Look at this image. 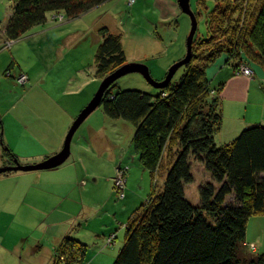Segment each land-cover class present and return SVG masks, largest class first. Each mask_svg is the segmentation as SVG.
I'll list each match as a JSON object with an SVG mask.
<instances>
[{"label":"trees","instance_id":"16d2710c","mask_svg":"<svg viewBox=\"0 0 264 264\" xmlns=\"http://www.w3.org/2000/svg\"><path fill=\"white\" fill-rule=\"evenodd\" d=\"M107 1L13 0L0 47L44 25L51 13L57 14L58 21H62L60 15L71 20ZM235 1L216 5L207 19L210 38L206 41L217 35L222 38L199 60L194 38L192 60L178 69L176 74L182 70L180 78L175 79V74L158 94L116 90L117 81L105 91L104 112L136 127L133 153L153 178L164 157L169 159L163 189L153 188L149 200L132 213L112 264H264V254L245 250L252 244L247 242L251 217L264 215V125H250L230 143L219 144L216 136L224 118L220 97L224 84L213 87L207 73L224 53L264 73V0ZM205 2L199 0L202 6ZM99 31L97 74L105 78L126 64L127 58L117 36L107 27ZM2 156L4 166L19 163L18 155L5 143ZM192 159L202 163L213 179L200 188L198 205L187 199L185 190L195 177ZM17 172L7 171L0 177ZM117 193L126 198L124 190ZM89 250L75 235L67 234L52 264H86Z\"/></svg>","mask_w":264,"mask_h":264},{"label":"rangeland","instance_id":"374dc122","mask_svg":"<svg viewBox=\"0 0 264 264\" xmlns=\"http://www.w3.org/2000/svg\"><path fill=\"white\" fill-rule=\"evenodd\" d=\"M228 1L206 0L202 6L199 0H191L192 9L198 17V29L194 37L197 60L201 58L203 52L212 48L215 42L222 38L221 35H217L213 40L206 41L210 38L207 19L216 5ZM231 2L236 1L231 0ZM12 13L13 0H0V46L5 41L2 28ZM56 15L51 13L44 25L34 27L19 40L10 42V46L0 47L2 49H0L1 155L4 143L12 149L8 142L10 139L14 146L20 147L18 150L21 151L20 154L32 153L36 149V146L33 147L34 149L21 146L25 144L22 136L25 135L26 129L21 127L20 121L23 124V121L26 122L28 119L32 121L34 118L23 115L18 108L15 111L19 117L11 118L13 115L7 113L8 104L2 97L4 90L14 89L24 93L32 89L33 93L38 94L41 98L39 97L36 102L39 105L34 109L38 114L32 115H36L39 119L44 118V121L50 125L49 129L53 131L51 132L53 138L62 121L66 120L60 110L64 114L68 111V115L74 116L70 130L104 80L97 74L96 65V53L101 43L99 30L102 27H107L120 39L127 63L147 65L153 78L158 81L165 79L170 67L186 56L187 39L192 29V19L182 11L178 0H137L134 6H130L128 0H109L79 18L69 20L66 17L62 21H55ZM222 56L227 58L224 65L232 67L235 74L250 79H255L257 76L251 63L237 62L238 59L230 57L227 53ZM11 65L13 66L9 69ZM181 73L182 70H179L175 79L180 78ZM22 75L26 76V80L25 77L21 78ZM19 78L21 82L18 84L16 79ZM262 83L264 84V81ZM116 84V90L135 89L150 94L159 92V88L148 82L141 72L128 73L120 77ZM260 90L264 95V90ZM29 111L32 109L29 108ZM248 111L246 116L249 117L251 112ZM14 121L17 123L14 124ZM135 131L136 127L131 122L125 119H112L104 112L103 106H99L80 125L72 139L68 164L76 162L79 167L85 164V167L91 171L88 176L86 173L79 178L78 189L74 192L73 198H78L81 189L86 188L88 192L85 199L102 204V207L97 208L99 211L96 213V225L103 220V216L106 219L116 217L120 220L117 228H126L128 222L122 221L123 213L115 209V205L119 203L125 216H129L137 207L149 200L153 188L159 192L164 187L169 159L164 157V163L159 166L153 178L150 170L140 163L137 154L136 157L133 155L132 141ZM38 150L39 148L35 151ZM18 151L14 153L18 155ZM18 157L20 159L19 155ZM24 161L21 158L19 163L35 164ZM191 166L195 177L192 183L186 184V196L192 204L198 205L201 201L200 188L213 179L211 173L197 160L192 159ZM32 179L34 181L35 177ZM94 179L98 181L94 182ZM2 180L6 179H0V218L7 221L0 224V246L6 248L4 251L0 249V264H44V259L47 260L45 264H52L60 243L53 242L48 237L50 241L44 238L45 243L37 245L38 239L43 236L44 228L41 227V230L37 227L43 217L38 208L43 205L42 201L39 202L36 198L27 206V202L18 204L17 206H23L19 210L15 208L17 210L15 213H8L10 205L7 207L4 205L7 192ZM116 189L121 192L124 190L126 198H122L124 193L118 196ZM232 199L230 198V201ZM33 203L38 209L35 210ZM55 203V201L53 203L46 201V205L50 208ZM90 205L95 206L92 203ZM68 210H72V212L67 211L70 215L76 211L72 206H69ZM31 220L37 222L34 228L29 225ZM41 222L45 223L43 218ZM105 237V244L111 247L115 243L116 232H111L110 236ZM247 242L252 243L250 247H253L246 245L245 250L248 254H264V215L251 217L248 223ZM16 249L19 255L20 253L24 255L23 258L17 253H12ZM92 251L93 247H90L88 253ZM116 257L115 255L112 263ZM87 260L89 261L90 258L88 257Z\"/></svg>","mask_w":264,"mask_h":264},{"label":"crops","instance_id":"0c3cea01","mask_svg":"<svg viewBox=\"0 0 264 264\" xmlns=\"http://www.w3.org/2000/svg\"><path fill=\"white\" fill-rule=\"evenodd\" d=\"M5 26L6 24L2 28L3 35ZM175 56L178 55L175 54ZM225 57L221 56L218 58V60L211 65L207 71L208 78L211 80V85L213 87L218 88L221 84H224L220 91L224 118L222 128L216 136L219 144L230 143L250 125H264V95L260 90L263 89L262 81H264V79L262 80V78H264L262 69L258 68L256 70L255 73L257 76H255V79L243 77L235 74L232 67L230 68L224 65L227 59ZM16 83L19 84L18 81H16ZM13 92L16 94H12ZM2 97L8 104L7 113L13 115L11 118L17 116L15 111L17 108L23 115H26L29 118H34L32 121L29 119L26 122L23 121V124L20 121L21 127L26 129L25 135L22 136L25 139V142H23L25 144L21 146L27 149L36 146V149L39 148L38 151H35V149L32 153L26 152L25 154H20L21 151H18L20 150V147L14 146L11 139L8 141L12 149L19 152V160L22 158V160H25L24 162L37 163L61 151L66 134L73 121V115H68V111L65 108L62 109L67 111V115L60 110V113H62L66 120L62 121V125L59 126L57 131H55V136L51 138V132L53 131L49 129L50 125L44 121L43 117L39 119L36 116L38 112L34 111L35 106L39 105L36 103L40 97L38 94L33 93L32 89L24 93L10 89V91L4 90ZM29 108L32 109V111H29ZM248 110L251 112L249 117L246 116V112H249ZM32 114L36 115L33 116ZM16 121H14V124L17 123ZM48 130L50 131L49 133ZM133 155L135 156V154ZM70 157L71 156H69V158ZM69 158L63 164L55 168L34 170L38 172L20 171L0 177V179H6L2 180L4 183L3 185L6 186L7 192V196L4 198V205L5 207L10 205L8 213H15V211L23 206H17L18 204L27 202V206L29 203L32 204L33 200L37 198L39 202L42 201L43 205H40L38 208L40 209L39 213L42 214V218L45 222L43 225L41 218L39 221L40 223L37 226L41 230V227H44L42 231L43 236L38 239V246L39 243L44 242V238L48 239L49 237L53 242L57 241L59 244L64 236L67 234H73L86 243L89 246V249L90 247H93V251L88 255L90 258L88 262L89 264H110L124 242L126 228H117L120 224V220H117L116 217L106 219L105 216H103V220L96 225V213L99 211L97 208H100L98 206L102 207V204L99 205V203H95L94 201L89 202V200H86V193L88 192L86 188L81 189V195L78 194V198H73L74 192L78 189L77 183L78 180H80L79 178L86 173V176H88L91 174V171L85 167V164H82L81 167L76 165V162H69L70 164H68ZM4 165L5 158L0 154V166ZM32 177H35L34 181ZM96 180L98 181V179H94V182H96ZM84 185H86V183ZM46 201H48V203H53L55 201L56 203L50 208L48 207L49 205H46ZM90 203L95 206H91ZM69 206L74 207V210H76L72 215L67 213V211H69ZM34 207L35 210L38 209L36 205H34ZM15 208L17 210H15ZM58 208H63L64 210ZM115 209H119V211L123 213L122 221L128 222L129 217L132 214L125 216L119 203L115 205ZM70 211L72 212V210ZM6 221L7 219L0 218V224H4ZM36 223V221L31 220L29 225L34 228ZM114 231L116 232V238L115 243L112 245L113 248H111L112 246L109 247L105 244V236L108 237L111 232ZM0 249L3 251L6 250L2 245L0 246ZM17 249L12 253H17L19 255ZM19 256L20 258L24 257L22 253H20ZM46 262L47 260L44 259V264Z\"/></svg>","mask_w":264,"mask_h":264},{"label":"water","instance_id":"95a60500","mask_svg":"<svg viewBox=\"0 0 264 264\" xmlns=\"http://www.w3.org/2000/svg\"><path fill=\"white\" fill-rule=\"evenodd\" d=\"M178 3L182 11L188 14L192 19V29L187 39V54L184 58L175 62L169 69L165 79L158 81L153 78L150 73L149 67L142 63H126L116 69L114 72L106 76L98 90L95 94L92 101L82 110L79 116L74 121L69 132L66 135L63 148L60 152L54 154L53 156L35 163V164H20L16 163L15 165H7L0 167V175L7 171H34V170H45L50 168H55L63 164L71 154V143L72 139L80 127V125L92 114L99 106H101L105 91L109 86L117 81L120 77L132 73V72H141L144 74L145 78L156 88H163L167 86L175 76L178 69L189 63L192 60V49L194 37L198 29V19L195 12L191 6V0H178Z\"/></svg>","mask_w":264,"mask_h":264},{"label":"built area","instance_id":"2783aa9c","mask_svg":"<svg viewBox=\"0 0 264 264\" xmlns=\"http://www.w3.org/2000/svg\"><path fill=\"white\" fill-rule=\"evenodd\" d=\"M137 0H128V4L130 5V6H133L134 5V3L136 2ZM59 19L60 20H64V16L63 15H60L59 16ZM11 43L9 42V44L8 45H10ZM22 77H25V80H26V76H24V75H22L21 76V78ZM25 80H24V82H25ZM19 81L21 82V79L19 78ZM23 82V81H22Z\"/></svg>","mask_w":264,"mask_h":264},{"label":"bare ground","instance_id":"6f19581e","mask_svg":"<svg viewBox=\"0 0 264 264\" xmlns=\"http://www.w3.org/2000/svg\"><path fill=\"white\" fill-rule=\"evenodd\" d=\"M244 66V65H243Z\"/></svg>","mask_w":264,"mask_h":264}]
</instances>
